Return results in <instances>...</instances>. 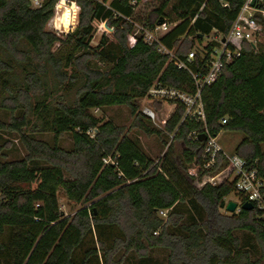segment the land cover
Returning a JSON list of instances; mask_svg holds the SVG:
<instances>
[{"label": "trees", "instance_id": "1", "mask_svg": "<svg viewBox=\"0 0 264 264\" xmlns=\"http://www.w3.org/2000/svg\"><path fill=\"white\" fill-rule=\"evenodd\" d=\"M141 1L77 0V27L61 38L48 29L59 0H46L39 10L28 0H0V96L8 94L2 106L13 119L8 126L0 120V130L19 133L28 151L23 161L2 162L0 147V264H124L132 254V264H158L151 257L157 249L168 252L167 264H264V219L258 207L222 212L221 203L235 193L234 183L199 185L224 168L225 157L220 155L209 170L201 168L197 179L188 173L205 144L190 142L188 135L204 124L181 123V104L164 129L140 111L138 101L156 82L195 92L186 71L134 33L133 3ZM159 1L147 26L158 27L160 41L186 60L194 48L191 38L202 42L213 30L228 35L246 0ZM69 18L67 27L77 22L76 13L69 12ZM161 18L171 27L160 35ZM257 19L264 25L262 15ZM102 26L101 39L92 46ZM241 47L240 57L203 92L206 125L215 136L222 130L244 133L235 153L249 165L257 161L264 178V43L244 41ZM195 63H202L200 56ZM50 76L61 92L56 104L50 101L55 91L47 88ZM42 87L44 98L33 114L41 122L38 131L53 133L52 148L26 134L32 125L26 115H15ZM72 92L73 100L64 101ZM113 106L129 107L133 127L163 139L166 150L158 161L130 131L93 114ZM223 117L229 119L226 125ZM66 133L72 136L71 152L57 145ZM44 160L48 167L29 168L30 161ZM61 188L83 204L72 217L60 209Z\"/></svg>", "mask_w": 264, "mask_h": 264}, {"label": "built area", "instance_id": "2", "mask_svg": "<svg viewBox=\"0 0 264 264\" xmlns=\"http://www.w3.org/2000/svg\"><path fill=\"white\" fill-rule=\"evenodd\" d=\"M28 1L32 9L39 10L43 8L46 0ZM253 1H255V6H252ZM59 3L60 0L57 5ZM68 3L72 5L75 4L80 11L77 0H65V8L68 7ZM263 4L264 0H246L228 35L225 36L219 31L213 30L210 35L206 36L214 37L219 47L215 46L210 51L208 49H203L200 53L193 48L187 54L186 60L180 59L173 50H170L160 41L156 32L158 27L155 30L145 29L143 27L142 31L144 33L141 36L144 42L149 46H155L157 52L162 56L168 57V62H172L179 70L186 71L195 84V92L189 93L165 85L162 82H156L150 87L147 95L138 101V104L141 113L155 124L158 122L159 113H161L166 106L172 107L175 112L179 104L183 105L185 108L181 123L187 119L203 123L204 127L202 129L194 130L188 135V140L190 142L201 141V135L206 136V140L201 141L205 143L201 159L195 162L197 172L199 173L201 168L209 170L214 167L220 155L225 157L227 164L217 174L208 175L207 180L203 181L200 185L204 186L209 184L211 186H218L224 182L234 183L235 194L238 197V201L236 202L239 206L237 211L239 212L241 210L240 206L245 202H251L254 208L257 206L262 212V218L264 219V178L260 175L257 161L249 165L248 162L239 155H228L225 153L218 143L217 136L211 134L206 125V105L203 100V92L205 89L212 86L221 78L227 64L231 63L235 58L240 57L242 49L241 44L246 41L252 45H256L264 38V25L257 19V15H262L264 17V10L261 9V5ZM223 6L227 7L228 4L225 3ZM57 10L58 8L56 7V11ZM79 11L77 12V20ZM58 13L59 12H55L54 16L57 17L59 15ZM75 26V24L70 26V30L67 31L62 29H65V26L63 27L62 25H60V27L55 25V28L62 34L68 35L75 30ZM191 39L194 41L196 40V38ZM223 39H225V41H223ZM198 56L202 59V63H195ZM207 56L209 58L206 61ZM158 105H160L159 109ZM228 121V117H223L220 122L221 125H226ZM171 138L173 139V136H171ZM236 159L242 161V163H235L234 161ZM105 163H114V165H116V162L111 159H105ZM160 214L163 217L167 216L166 211H161Z\"/></svg>", "mask_w": 264, "mask_h": 264}, {"label": "rangeland", "instance_id": "3", "mask_svg": "<svg viewBox=\"0 0 264 264\" xmlns=\"http://www.w3.org/2000/svg\"><path fill=\"white\" fill-rule=\"evenodd\" d=\"M109 3V2H108ZM161 1L159 0H142L140 3H135L134 5V15L130 20V23L134 26V33L137 36H141L144 32L142 31V28L149 29L147 26V19H149L151 13L154 11V9L158 8L161 5ZM72 4L68 3V9H71ZM66 9L65 7L60 9V13L57 17H53L50 21V25L48 27L49 31L54 32L57 36L61 38H65L67 34H62L59 32L55 25L59 23L64 27V24L62 22L63 16ZM58 12V11H56ZM76 18H77V12H76ZM70 19V18H69ZM78 20L76 22L77 27ZM171 25L168 23L163 27H160L159 34L161 35L163 31L168 30ZM74 28V29H75ZM64 31L70 30V26L67 27ZM71 32V31H70ZM104 32V27L102 26L100 30L98 31L96 37L94 38L92 42V46H96L101 36ZM264 43V40L261 39L259 43ZM214 45V47H219L218 42L214 40V37L209 36L203 39L202 42L198 41L197 39L194 41V49L200 53L203 51V49H207V46ZM18 80L21 79L20 71H16ZM47 88L49 91H55V96L53 95L50 97L51 103H59L61 100L59 99L60 91L56 90V83L52 81V76L49 77L47 82ZM44 88H40L37 90L33 97L30 99V106L24 105L23 107H19L16 112V117H21L26 115L28 119L30 120L31 124L28 128H25L26 134L34 139L35 141H40L45 144H47L49 147L55 146V139L53 133H45L38 131L36 126H40L41 122L35 118V115L33 114V108L36 106V103L38 100H41L44 98ZM59 93V94H58ZM8 94L5 93L4 95L0 96V120L8 126L12 123L13 119L11 116V113L8 109L4 108L2 106V100L4 97H7ZM74 98L73 92L69 95L66 94V99L64 101L71 102ZM24 103V102H23ZM8 106H13L11 102L7 103ZM93 114L96 117L103 118L105 121H111L115 126H117L120 129L128 130L130 131V136L133 140H135L141 148L145 151V153L153 160L158 161L160 157H162L163 153L165 152L166 148L163 147V139L160 138L158 135H146L142 131H140L138 128L133 127V123L135 120V116L131 114V111L129 107L127 106H113L108 107L104 109H95L93 110ZM174 114V110L172 107L166 106L165 109L159 113V119L157 124L151 122V124L157 128V129H164L166 122L171 118V116ZM218 143L222 147V149L225 151L226 154L232 155L235 153V149L240 144V142L245 138V134L242 132L237 131H228V130H222L219 135L217 136ZM171 142V137L169 138ZM58 147L61 148L64 151L71 152L74 149V144L72 140L71 133L64 134L59 142ZM177 147L181 149V144L177 143ZM0 147L2 148L1 151V161L2 162H17V161H23L27 159L28 157V151L24 147L19 133L13 132L9 130L8 128H5L3 130H0ZM262 150L264 152V143L262 144ZM109 160V159H107ZM47 161H30L29 168L32 169H42L49 166L47 164ZM188 173L193 176L194 178L199 177V173L197 172V168H195V163H192L188 166ZM207 180V177L202 180ZM197 182V181H196ZM202 182H199L200 184ZM198 183V184H199ZM199 184V185H200ZM201 186V185H200ZM58 199H59V205L62 213L67 217H72L83 207V204L76 203L75 201L68 198L66 195L65 190L62 188L60 189L58 193ZM226 202L229 201H238V197L235 193L231 194L225 199ZM222 212H225V209L220 208ZM238 212V211H237ZM162 216V215H161ZM199 221H203V213L197 214ZM239 235L242 236V233H239ZM123 253H119L116 257V260H118ZM131 256L133 258H131ZM131 256H127L124 259V264H132L131 260L134 261V258H136V255L132 254ZM167 256L168 252L163 249H157L152 251L151 257H153L154 260L157 261L158 264H167Z\"/></svg>", "mask_w": 264, "mask_h": 264}, {"label": "water", "instance_id": "4", "mask_svg": "<svg viewBox=\"0 0 264 264\" xmlns=\"http://www.w3.org/2000/svg\"><path fill=\"white\" fill-rule=\"evenodd\" d=\"M252 6H255V1L252 2ZM164 23H165V19L161 18V20L158 22V26H162V25H164ZM223 41H225V39H223ZM200 139H201V141H204V140H206V136L201 135ZM220 207L222 209H225L229 213H234L237 211L239 206H238V203L236 201H229V202L223 201L221 203ZM240 208L244 209V210H253L254 205L251 202H245L244 204H242L240 206Z\"/></svg>", "mask_w": 264, "mask_h": 264}, {"label": "clouds", "instance_id": "5", "mask_svg": "<svg viewBox=\"0 0 264 264\" xmlns=\"http://www.w3.org/2000/svg\"><path fill=\"white\" fill-rule=\"evenodd\" d=\"M64 4H65V0H60V3L57 5V8L59 9V8L63 7ZM78 11H79V9H78V7L75 4L72 5L70 10H66L65 11L64 16H63V20H62V22H63V24L65 26V30L67 29V25L69 23V12L74 14V13H76ZM56 26L60 27V24L57 23ZM234 162L237 163V164L242 163V161H239L238 159H236Z\"/></svg>", "mask_w": 264, "mask_h": 264}, {"label": "crops", "instance_id": "6", "mask_svg": "<svg viewBox=\"0 0 264 264\" xmlns=\"http://www.w3.org/2000/svg\"><path fill=\"white\" fill-rule=\"evenodd\" d=\"M235 151H236V149H235ZM234 154H236V153H234Z\"/></svg>", "mask_w": 264, "mask_h": 264}]
</instances>
